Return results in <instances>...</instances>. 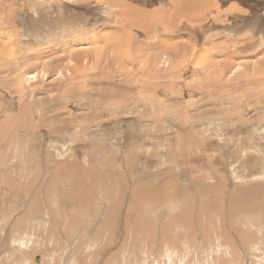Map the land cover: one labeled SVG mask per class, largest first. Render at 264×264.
Listing matches in <instances>:
<instances>
[{
  "label": "rangeland",
  "instance_id": "rangeland-1",
  "mask_svg": "<svg viewBox=\"0 0 264 264\" xmlns=\"http://www.w3.org/2000/svg\"><path fill=\"white\" fill-rule=\"evenodd\" d=\"M219 3L0 0V264H264V0Z\"/></svg>",
  "mask_w": 264,
  "mask_h": 264
},
{
  "label": "crops",
  "instance_id": "crops-1",
  "mask_svg": "<svg viewBox=\"0 0 264 264\" xmlns=\"http://www.w3.org/2000/svg\"><path fill=\"white\" fill-rule=\"evenodd\" d=\"M169 7L160 6L152 11L141 10L147 13L150 18L144 26L155 27L158 25V20L164 19L163 22H170L172 29H177L181 24L186 22L188 25L194 26L209 21V14L213 11L221 9L219 0H168ZM237 3L232 2L231 7H236ZM156 13H161V17L157 19ZM151 21V22H150ZM140 25V23H138ZM143 25V24H142Z\"/></svg>",
  "mask_w": 264,
  "mask_h": 264
},
{
  "label": "bare ground",
  "instance_id": "bare-ground-1",
  "mask_svg": "<svg viewBox=\"0 0 264 264\" xmlns=\"http://www.w3.org/2000/svg\"><path fill=\"white\" fill-rule=\"evenodd\" d=\"M132 13H133V11H132ZM147 16V15H146ZM72 175V174H71ZM77 176V175H76ZM75 176V177H76ZM92 177V176H91ZM73 179H74V177H73ZM90 180V179H89ZM78 181H79V179H78ZM82 181V180H81ZM88 181V180H87ZM79 184V183H78ZM85 184H86V182H85ZM92 185V184H91ZM81 186V185H80ZM83 186V185H82ZM264 187V186H263ZM96 188V187H95ZM78 189V188H77ZM254 189V188H253ZM81 193V192H80ZM97 194V193H96ZM256 194V193H255ZM256 196V195H255ZM263 197V196H262ZM256 199H257V197H256ZM260 199H262V198H260ZM86 200V199H85ZM84 200V201H85ZM96 200V199H95ZM95 200H93V203H95L96 204V201ZM83 200H79V211H84V210H87V208L88 207H90V205H86L85 203H83L84 202ZM258 202V201H257ZM260 202H262V201H260ZM91 204L92 205V207H95V204ZM250 203V202H249ZM238 205V206H237ZM236 206H235V208H241L242 209V206H244L243 208L244 209H242L241 210V212H244L245 213V211L244 210H246V208H247V211H248V209H250V212L248 211V213L250 214V216L251 217H253V219H264V204H261V203H251V206H250V208L248 207L249 205H246V204H244L243 202H239V204H237ZM239 205H241V206H239ZM247 213V214H248ZM86 214V213H85ZM89 214V213H88ZM96 214V213H95ZM248 214V215H249ZM146 215V214H145ZM86 216H87V214H86ZM97 218V217H96ZM56 219V218H55ZM247 219V218H246ZM252 219V218H251ZM251 219H248V220H251ZM252 219V220H253ZM261 219V220H262ZM26 220V219H25ZM86 220V219H85ZM80 221V219L79 218H76V216L73 218V220H71V222H70V224H69V226H71V228H72V230L75 232V230H78V228L75 226L76 224V222L78 223ZM89 221L91 222V224H92V222H94L95 220L94 219H91V218H89ZM256 221V220H255ZM250 222H254V221H250ZM257 222V221H256ZM55 223V222H54ZM87 223V222H86ZM113 224V223H112ZM90 225V224H89ZM35 226V225H34ZM68 226V227H69ZM80 226V225H79ZM103 226V225H102ZM38 227H39V225H38ZM83 225H81V227L79 228L80 230H83ZM35 228V227H34ZM109 228H110V226H109ZM32 229H33V227H32ZM39 229H40V227H39ZM42 229V228H41ZM85 229V228H84ZM86 229H88V226H86ZM112 230V229H111ZM80 232V231H79ZM85 232V231H84ZM89 233V232H88ZM90 234V233H89ZM39 236H40V234H38ZM91 235V234H90ZM100 235H101V232H99V231H97V233L95 234V236H94V239H92V241L94 240L95 242H94V244H95V246H97V240L100 238ZM38 236V237H39ZM37 237V236H36ZM40 238V237H39ZM83 240V239H82ZM141 240V239H140ZM91 241V242H92ZM35 242V241H34ZM33 243V242H32ZM36 243V242H35ZM93 243V242H92ZM36 244H39L40 245V243L39 242H37ZM41 244H43V245H47V244H44L43 242L41 243ZM91 244V243H90ZM140 244V243H139ZM46 247V246H45ZM99 247V246H98ZM88 248V247H87ZM91 248V247H90ZM89 248V249H90ZM96 248V247H95ZM106 251V250H105ZM140 251V250H139ZM103 252V250H100V247H99V249H98V251H95V252H93V254L94 255H91V257H93V260H96V264H98L99 262V260L100 259H102V257L100 256L101 254L100 253H102ZM112 259H116V256H113V257H111ZM101 262H102V260H101ZM132 262V261H131ZM113 263H114V261H113Z\"/></svg>",
  "mask_w": 264,
  "mask_h": 264
}]
</instances>
